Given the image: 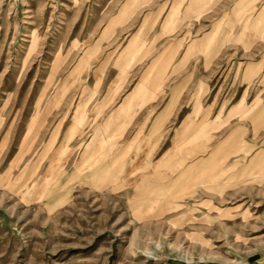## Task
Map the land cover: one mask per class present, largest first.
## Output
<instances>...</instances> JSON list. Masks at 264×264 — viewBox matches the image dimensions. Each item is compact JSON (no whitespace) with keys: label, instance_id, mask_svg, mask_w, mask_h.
I'll list each match as a JSON object with an SVG mask.
<instances>
[{"label":"rangeland","instance_id":"1","mask_svg":"<svg viewBox=\"0 0 264 264\" xmlns=\"http://www.w3.org/2000/svg\"><path fill=\"white\" fill-rule=\"evenodd\" d=\"M185 2L0 0V264H264L257 32L210 25L227 0ZM166 18L190 44L223 34L205 86L168 106L140 90L158 103L117 113L114 53Z\"/></svg>","mask_w":264,"mask_h":264},{"label":"crops","instance_id":"2","mask_svg":"<svg viewBox=\"0 0 264 264\" xmlns=\"http://www.w3.org/2000/svg\"><path fill=\"white\" fill-rule=\"evenodd\" d=\"M212 1L213 3L222 2V0H187L181 9L182 11L186 9L189 12L197 10L199 13L201 10L205 11ZM227 1L228 9L226 11L228 14L226 17L228 20L212 21L210 25L213 26L216 23L225 25L230 22L234 23V26H238V29L242 24L246 26V31L249 30V26L250 29H255L257 34L253 35L254 37L246 36L247 32L245 36L260 47L255 52H253V48L249 49L250 52L243 51V56L246 59L250 58V60L254 57L264 58V0ZM223 14L220 16L222 17ZM168 23L167 20L166 23L162 21L155 25L157 26L155 27L156 32L147 38L138 30L129 38L127 37L114 53L108 68L109 82L124 80L121 87L129 90L117 103L114 109L117 113L122 112L130 115L135 113L141 104H144L143 110L158 103V95L157 100L151 101L145 100L147 95L141 99L138 98L140 90H145L147 94L154 89L165 90L163 93L167 96L163 103L168 106L170 104H182L184 90L205 86L204 84L207 82L206 73L209 72L210 66L216 58V50L213 49L223 34L215 31V29L211 31L210 27L192 39L190 44L189 34L185 33L187 31H183L182 23L175 27V30L171 28L174 31L170 32L169 35L165 34L169 28ZM229 32L235 33L231 30ZM207 42L213 43L206 49ZM211 60L213 63H210ZM245 61L247 66L253 65V62ZM261 71L264 72V69ZM152 93L156 97L157 93ZM262 162H264V154L254 158L251 168H261Z\"/></svg>","mask_w":264,"mask_h":264}]
</instances>
